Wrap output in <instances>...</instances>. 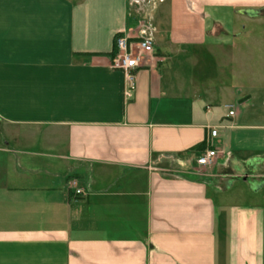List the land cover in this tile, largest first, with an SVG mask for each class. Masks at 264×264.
Wrapping results in <instances>:
<instances>
[{
    "label": "crops",
    "instance_id": "0c3cea01",
    "mask_svg": "<svg viewBox=\"0 0 264 264\" xmlns=\"http://www.w3.org/2000/svg\"><path fill=\"white\" fill-rule=\"evenodd\" d=\"M0 264H264V0H0Z\"/></svg>",
    "mask_w": 264,
    "mask_h": 264
},
{
    "label": "built area",
    "instance_id": "2783aa9c",
    "mask_svg": "<svg viewBox=\"0 0 264 264\" xmlns=\"http://www.w3.org/2000/svg\"><path fill=\"white\" fill-rule=\"evenodd\" d=\"M113 47L115 52L111 57L110 65L122 75V96L126 101L135 91L137 70L150 67L151 61L162 62L163 58L155 52L151 28L144 22L137 25L136 35H132L129 31L116 33ZM224 107L227 110V116L235 115L232 104H225ZM207 129L206 148L196 160L200 166L212 164L216 156V151L212 148V140L217 136L218 131L213 126ZM78 193L80 190H76V194Z\"/></svg>",
    "mask_w": 264,
    "mask_h": 264
},
{
    "label": "rangeland",
    "instance_id": "374dc122",
    "mask_svg": "<svg viewBox=\"0 0 264 264\" xmlns=\"http://www.w3.org/2000/svg\"><path fill=\"white\" fill-rule=\"evenodd\" d=\"M215 51L216 48L210 46L202 49L195 48L190 56V61L188 63L190 72L192 74H203L202 79L204 83L216 81L215 75L218 74L219 67L216 62Z\"/></svg>",
    "mask_w": 264,
    "mask_h": 264
},
{
    "label": "trees",
    "instance_id": "16d2710c",
    "mask_svg": "<svg viewBox=\"0 0 264 264\" xmlns=\"http://www.w3.org/2000/svg\"><path fill=\"white\" fill-rule=\"evenodd\" d=\"M114 52H115V50H114V47H113V49H112V51L110 53V57H112L114 55Z\"/></svg>",
    "mask_w": 264,
    "mask_h": 264
}]
</instances>
